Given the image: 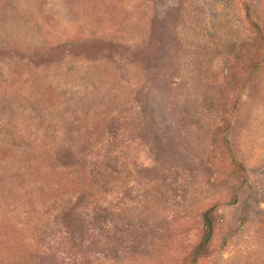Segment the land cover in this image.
Masks as SVG:
<instances>
[{"label": "rangeland", "instance_id": "1", "mask_svg": "<svg viewBox=\"0 0 264 264\" xmlns=\"http://www.w3.org/2000/svg\"><path fill=\"white\" fill-rule=\"evenodd\" d=\"M0 264H264V0H0Z\"/></svg>", "mask_w": 264, "mask_h": 264}, {"label": "trees", "instance_id": "2", "mask_svg": "<svg viewBox=\"0 0 264 264\" xmlns=\"http://www.w3.org/2000/svg\"><path fill=\"white\" fill-rule=\"evenodd\" d=\"M204 227H205L206 233H205V237L203 239V243H205L209 239L210 234H211L210 220L207 217L204 218ZM201 246H202V244H201Z\"/></svg>", "mask_w": 264, "mask_h": 264}]
</instances>
